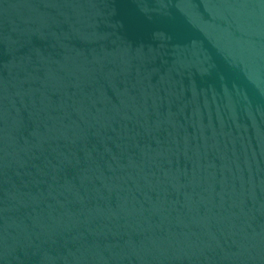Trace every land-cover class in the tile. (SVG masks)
I'll list each match as a JSON object with an SVG mask.
<instances>
[{
    "label": "water",
    "instance_id": "water-1",
    "mask_svg": "<svg viewBox=\"0 0 264 264\" xmlns=\"http://www.w3.org/2000/svg\"><path fill=\"white\" fill-rule=\"evenodd\" d=\"M0 264H264V0H0Z\"/></svg>",
    "mask_w": 264,
    "mask_h": 264
}]
</instances>
